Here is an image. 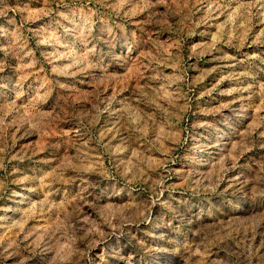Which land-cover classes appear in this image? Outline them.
<instances>
[{
	"label": "rangeland",
	"instance_id": "obj_1",
	"mask_svg": "<svg viewBox=\"0 0 264 264\" xmlns=\"http://www.w3.org/2000/svg\"><path fill=\"white\" fill-rule=\"evenodd\" d=\"M0 264H264V0H0Z\"/></svg>",
	"mask_w": 264,
	"mask_h": 264
}]
</instances>
